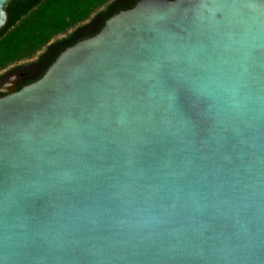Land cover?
Returning <instances> with one entry per match:
<instances>
[{
    "label": "water",
    "instance_id": "obj_1",
    "mask_svg": "<svg viewBox=\"0 0 264 264\" xmlns=\"http://www.w3.org/2000/svg\"><path fill=\"white\" fill-rule=\"evenodd\" d=\"M0 264H264V0H139L0 97Z\"/></svg>",
    "mask_w": 264,
    "mask_h": 264
},
{
    "label": "trees",
    "instance_id": "obj_2",
    "mask_svg": "<svg viewBox=\"0 0 264 264\" xmlns=\"http://www.w3.org/2000/svg\"><path fill=\"white\" fill-rule=\"evenodd\" d=\"M111 1L11 0L6 7L9 23L0 34V70L31 59L53 38L84 23ZM66 47L61 46L45 70Z\"/></svg>",
    "mask_w": 264,
    "mask_h": 264
},
{
    "label": "flooded vegetation",
    "instance_id": "obj_3",
    "mask_svg": "<svg viewBox=\"0 0 264 264\" xmlns=\"http://www.w3.org/2000/svg\"><path fill=\"white\" fill-rule=\"evenodd\" d=\"M138 1L139 0H112L110 3L107 4L106 8L102 10L103 12H100L98 14V17L101 19V16H102V19H103V17L106 16L105 17V20H106L108 17L119 12L122 9H128L130 7H133ZM102 25L97 26V27H91L89 25L83 26L81 28L78 27L77 28L78 31H81V32L83 31L84 33L81 34L79 37H77V40L75 41L74 40L72 41L64 40L66 42V44L64 45L69 46L75 43L76 41H79L81 39L94 35L100 30ZM85 28L86 29L88 28V30L84 31ZM54 46L56 45L55 44L48 45L46 47L45 52L37 56L36 60H34L33 63H31L30 65L18 67V68H13V67L7 68V70H5L3 73H0V97L5 96L8 92L17 91L23 86L40 78L43 72H41L40 74H35L33 72V67L35 65L34 63L35 62L41 63L42 67H44V65L47 62H49L48 60L52 58L51 52H53V50L55 49ZM13 77H15V79L13 80V83H12L11 81Z\"/></svg>",
    "mask_w": 264,
    "mask_h": 264
},
{
    "label": "rangeland",
    "instance_id": "obj_4",
    "mask_svg": "<svg viewBox=\"0 0 264 264\" xmlns=\"http://www.w3.org/2000/svg\"><path fill=\"white\" fill-rule=\"evenodd\" d=\"M107 5L101 7L99 10H97L92 16L90 19H88L87 21H85L84 23L74 27V28H71L67 33L65 34H61L55 38L52 39V41L49 43V45H52V44H55L56 46L55 49L53 50V52H51V57L54 58L55 55L57 54V52L59 51V49L61 48V46H63L64 44H66V41H72V40H77V37H79L81 34H83L84 32L82 31H78V27L81 28L83 26H86V25H89L91 27H97V26H101L103 24V21L105 20V17H103L102 19V16H101V19L98 17V14L100 12H103L102 10H104L106 8ZM108 17V16H107ZM90 28V27H89ZM85 30H88V28L84 29ZM46 50V47L43 48L40 52H38L34 57H32L31 59H28V60H24V61H21V62H18V63H15L7 68H18V67H23V66H28L30 65L31 63H33L34 60H36L37 56H39L40 54H42L43 52H45ZM51 58V59H52ZM49 59L48 61L50 62ZM47 62L44 67H42L41 63H34V67H33V72L35 74H40L41 72H43L45 70V68L47 67V64L49 63ZM7 68L3 69V70H0V73H3L5 70H7Z\"/></svg>",
    "mask_w": 264,
    "mask_h": 264
}]
</instances>
